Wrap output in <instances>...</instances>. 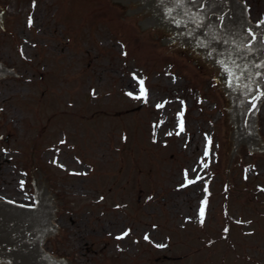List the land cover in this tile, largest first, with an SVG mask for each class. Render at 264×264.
Wrapping results in <instances>:
<instances>
[{"label": "rangeland", "instance_id": "1", "mask_svg": "<svg viewBox=\"0 0 264 264\" xmlns=\"http://www.w3.org/2000/svg\"><path fill=\"white\" fill-rule=\"evenodd\" d=\"M159 36L109 0H0V199L34 207L42 176L72 264H264V152L228 157L215 62Z\"/></svg>", "mask_w": 264, "mask_h": 264}, {"label": "water", "instance_id": "2", "mask_svg": "<svg viewBox=\"0 0 264 264\" xmlns=\"http://www.w3.org/2000/svg\"><path fill=\"white\" fill-rule=\"evenodd\" d=\"M109 1L120 3L122 15H137L138 27L174 32V36H159L157 46L177 38L175 45L188 41V46L200 49L208 62L214 61L219 70L214 73V80H225L228 157L235 143L248 146V152H264L253 114L264 97V32L249 34L248 18L240 3L236 0ZM259 22L264 19L252 24ZM6 75H13V70H2L0 62V76ZM31 181L34 207L15 206L2 202L5 198L0 199V264H71L62 261V256L50 261L49 255L38 252L43 236L56 232V224H47V220H53L50 213L56 212L53 200L59 202V198L52 196L42 176ZM32 239L36 241L37 251L33 250Z\"/></svg>", "mask_w": 264, "mask_h": 264}, {"label": "bare ground", "instance_id": "3", "mask_svg": "<svg viewBox=\"0 0 264 264\" xmlns=\"http://www.w3.org/2000/svg\"><path fill=\"white\" fill-rule=\"evenodd\" d=\"M2 70H3V65H2ZM50 213H51V216H52V215H53L52 212H50ZM47 224H54V222H53V220H47ZM48 235H49V234L44 235L43 238H45V237L48 236ZM31 241L33 242L32 247H33V245H34L33 250H36V251H37V248H35L36 244H34V243L36 242L35 239H32ZM38 252H41V253H44V254L49 255L50 261L56 259V257L51 256L50 253L47 252V251L44 249L43 242H42L41 244L38 245ZM62 261L70 262V263L72 264V262L69 261L67 258H62Z\"/></svg>", "mask_w": 264, "mask_h": 264}, {"label": "snow or ice", "instance_id": "4", "mask_svg": "<svg viewBox=\"0 0 264 264\" xmlns=\"http://www.w3.org/2000/svg\"><path fill=\"white\" fill-rule=\"evenodd\" d=\"M29 25L32 23L31 21V18H29V21H28ZM140 84H141V88H140V91H141V95L144 94V88H143V81H140ZM131 95V94H129ZM182 115V114H181ZM181 130H183V122L181 121ZM207 154V153H206ZM197 179H199V177H197ZM194 181H189V183H193ZM204 204H206V201L202 202V205H201V208H200V222L203 223L204 220H203V217H204ZM124 235H127V232L124 233ZM122 237H117V239H120ZM145 239H147V237H145Z\"/></svg>", "mask_w": 264, "mask_h": 264}]
</instances>
